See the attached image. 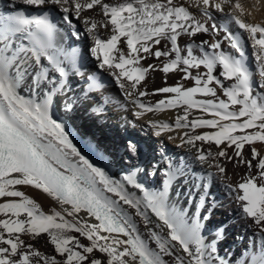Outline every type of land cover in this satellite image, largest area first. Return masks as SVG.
<instances>
[{"label": "snow or ice", "instance_id": "6c2138e0", "mask_svg": "<svg viewBox=\"0 0 264 264\" xmlns=\"http://www.w3.org/2000/svg\"><path fill=\"white\" fill-rule=\"evenodd\" d=\"M12 4L16 11L0 12V264H264V23L249 22L241 0ZM198 36L209 39L197 43ZM181 37L192 42L182 45ZM69 39H85V52L112 77L127 102L122 107L130 104L137 120L182 108L174 124L148 123L157 136L184 129L167 138L187 147L203 175L189 179L186 167L164 160L149 173L163 176V187L153 190L137 178L142 169L115 179L81 153L52 114L68 77H85L86 57L65 47ZM152 72L182 75L174 86L149 92L141 85ZM186 80L193 86L185 87ZM86 82L88 92L103 93L95 72ZM150 95L167 98L141 99ZM113 102L119 103L104 98ZM126 150L131 157L139 152L131 140ZM226 163L243 167L239 183H232ZM178 177L188 187L182 190ZM216 181L235 194L259 233L235 259L220 254L223 228L212 239L204 233L201 209L217 206L210 192ZM26 188L46 194L59 210L46 212Z\"/></svg>", "mask_w": 264, "mask_h": 264}, {"label": "bare ground", "instance_id": "6f19581e", "mask_svg": "<svg viewBox=\"0 0 264 264\" xmlns=\"http://www.w3.org/2000/svg\"><path fill=\"white\" fill-rule=\"evenodd\" d=\"M253 1L255 3H253L252 6H245L248 11L251 12V16H247L246 19L252 23H264V19L261 18V15L262 17L264 15V0ZM181 2H183V0H181ZM16 10L17 8L13 6L12 0H0V12H14ZM101 31L103 32V30ZM244 35L246 36V34ZM85 39L80 41H74L71 39L66 40L65 47L69 50L72 47L78 48L80 55L86 57ZM201 39H209V37L198 36L195 38V42L198 43ZM190 42L192 41L189 40L188 37H181L182 45ZM87 43L91 44V40H88ZM242 43L246 45V50L251 53V42H247L245 39L242 40ZM143 63L146 65L148 63L157 62L155 60H146L143 61ZM95 65L96 61L94 59L88 60L86 57L84 66L81 69L85 72V77L70 75L66 85V92L54 98L52 107L53 118L56 119L58 123H63L65 125V130L68 132L69 138L72 139L73 143L81 153L95 166L101 167L115 179H122L124 175L129 174L130 171L139 167L149 168L151 173L158 163L163 166L164 160H171L173 163H178L181 166L186 167L189 173V179H191L192 173L203 175L204 171L201 166L188 159V157L191 156V153L188 151L187 147H178L180 142L179 139L169 140L167 138L169 135L177 136L178 133L182 134L184 129L172 132L164 131L162 135L157 136L155 134L156 130L148 123L149 120H156L157 122L174 124L176 116L183 114L182 108H169L163 109L160 112L146 113L142 119L137 120L132 114L135 109L130 104L128 105L127 110L122 107V105L127 102L124 100L122 92L116 87L112 77L108 76L107 73L98 70ZM201 71H203L202 68ZM93 72L101 77V81L105 85L103 96H110L113 101H119V103H104V100H98L93 97V95H95L94 93L87 91L88 83L86 82V77ZM193 73H195V70H193ZM181 75L182 74L180 73H175L169 74L168 77H165L161 72H152L149 74L148 79L142 82L141 86L143 87L144 85H147V90L149 92H154L155 89L164 86H174L180 81ZM256 79H258V77ZM183 83L185 87L193 86V81L191 80L183 81ZM21 94L27 96V89H22ZM162 98L167 97L162 95H150L142 97L141 99L145 102L155 104ZM65 104H70L71 110H68L65 107ZM96 108H103V111L97 112L94 110ZM192 112L193 115H203L196 109H193ZM205 118L208 117L206 116ZM189 119H192V116H190ZM73 129L78 133L79 137H90L97 150L96 148L95 150L91 148L83 138H79L71 133V130ZM196 131L203 132L213 130L197 129ZM117 133H119L120 136L117 137ZM121 135H123L124 139ZM130 140L135 143L138 142L136 143L138 148L140 147L139 144H141L144 153L139 150L135 157H131L126 150V145ZM157 140L161 146L164 145L171 149V156L164 155L166 157L162 158L163 155H159L160 153H153L155 151L154 145ZM117 142L119 144H117ZM197 143L199 144V142ZM205 147H207V145H205ZM245 152H248V146H246ZM120 154H122V156ZM109 162L113 164L115 169L109 166ZM226 166L228 168V175L231 177L233 184L239 183L240 176L246 174L242 166L238 169H234L231 163H226ZM137 178L142 180L146 187H150L153 190L163 187V176L159 173L155 176L150 174L144 176L139 173ZM184 179L185 177H178L175 181L176 184L180 185L182 190L188 187V185L183 183ZM24 190L28 195L36 199L37 202L41 204L42 209L46 212L50 211L53 207L59 210V205H57L54 200L47 197L46 194L31 188H26ZM210 192L211 197L215 199L217 206L211 208L209 207V204L206 203L204 208L201 209L202 218L206 217L203 221L204 233L209 239H212L214 233L218 229L223 228L225 239L218 244L220 254L227 258L235 259L242 251L246 250V246L250 241L253 239L258 240L259 233L255 228L248 226L251 221L244 216L239 203L233 198L235 194L224 184L219 183L218 181L213 182L210 187ZM195 206L196 203L193 201L190 211H194ZM37 246L40 247L45 254H49L52 251L50 245L38 243Z\"/></svg>", "mask_w": 264, "mask_h": 264}, {"label": "rangeland", "instance_id": "374dc122", "mask_svg": "<svg viewBox=\"0 0 264 264\" xmlns=\"http://www.w3.org/2000/svg\"><path fill=\"white\" fill-rule=\"evenodd\" d=\"M252 1V2H251ZM241 2L244 4V6H252V4L253 3H255L253 0H241ZM250 3V4H249ZM261 18H263L264 19V15H263V17H262V15H261ZM248 42V41H247ZM85 56L88 58V60H92L91 59V56H90V53H86L85 54ZM95 95H93V97H95V98H97L98 100H104V96H103V93H99V92H96V93H94ZM57 117H58V115H57ZM132 129H134V128H132ZM71 133H73V134H75L76 136H78V133L73 129V130H71ZM94 133H96V132H94ZM122 134H124V133H122ZM125 134H126V132H125ZM118 136H120V134L119 133H117V137ZM79 137V136H78ZM121 137L123 138V135H121ZM79 138H83V140L87 143V144H89L90 145V147L91 148H93L94 150H95V146H94V142H93V140L90 138V137H79ZM118 139V138H117ZM116 139V140H117ZM124 139V138H123ZM156 139V138H155ZM119 140V139H118ZM117 140V141H118ZM120 141V140H119ZM118 141V142H119ZM117 142V144H119ZM136 143H138V142H136ZM139 150L142 152V153H144L143 151L144 150H142V147H141V144H139ZM154 147H155V151L153 152L154 154H159V155H163L162 156V158H165L166 156H164V155H167V156H171V149L170 148H168V147H166V146H164V145H160V143L158 142V140L156 141V143H155V145H154ZM122 148V147H121ZM96 150H97V148H96ZM115 153H116V150H115ZM100 154V153H99ZM121 156H122V154H120ZM160 156V157H161ZM108 164H110L109 166L110 167H112V168H114L115 169V167L113 166V164L112 163H108ZM140 169H142L143 171H141L140 173L142 174V175H144V176H148L149 175V173H150V170H149V168H146V167H139Z\"/></svg>", "mask_w": 264, "mask_h": 264}]
</instances>
